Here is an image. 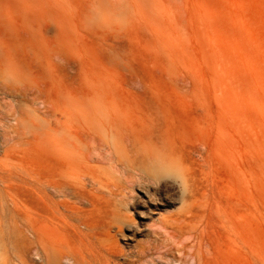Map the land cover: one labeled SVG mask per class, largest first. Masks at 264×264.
<instances>
[{"label":"rangeland","instance_id":"obj_1","mask_svg":"<svg viewBox=\"0 0 264 264\" xmlns=\"http://www.w3.org/2000/svg\"><path fill=\"white\" fill-rule=\"evenodd\" d=\"M0 264H264V0H0Z\"/></svg>","mask_w":264,"mask_h":264},{"label":"bare ground","instance_id":"obj_2","mask_svg":"<svg viewBox=\"0 0 264 264\" xmlns=\"http://www.w3.org/2000/svg\"><path fill=\"white\" fill-rule=\"evenodd\" d=\"M155 172H157V173H162V166H160V165H157V166H155ZM9 185H11V184H9ZM58 186V185H57ZM13 204V203H12ZM20 207V206H19ZM16 209V208H15ZM21 211V210H20ZM22 218V217H21ZM49 251V250H48ZM49 253V252H48Z\"/></svg>","mask_w":264,"mask_h":264}]
</instances>
